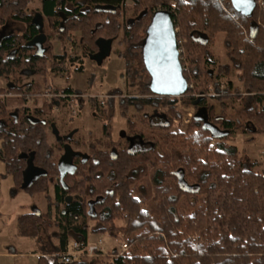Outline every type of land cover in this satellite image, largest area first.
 Here are the masks:
<instances>
[{"label": "trees", "instance_id": "16d2710c", "mask_svg": "<svg viewBox=\"0 0 264 264\" xmlns=\"http://www.w3.org/2000/svg\"><path fill=\"white\" fill-rule=\"evenodd\" d=\"M32 1L0 0V28L24 27L0 32V160L17 191L43 194L49 208L56 206L55 219L36 211L18 218L21 233L31 237L55 227L58 246L41 253L37 264H64L72 242L80 244V256L68 264H264V167L228 144L236 134L264 133L263 12L241 16L229 0H39L30 8ZM158 10L168 11L179 30L189 86L179 97L153 94L143 61V39ZM43 29L47 45L81 47L84 58L97 51L98 38L111 39L124 64V92L87 100L104 139L75 160L76 171L62 182V142H49L41 110L7 102L8 95L28 96L35 105L38 96L60 91L48 83L43 62L49 56L25 47ZM217 40L223 61L213 50ZM53 58L50 68L63 64L62 56ZM115 97L126 129L113 141ZM59 100L70 109L69 100ZM179 107L192 118L172 131ZM34 169L38 174L25 183L24 172ZM89 231L121 232L125 250L88 257Z\"/></svg>", "mask_w": 264, "mask_h": 264}, {"label": "rangeland", "instance_id": "374dc122", "mask_svg": "<svg viewBox=\"0 0 264 264\" xmlns=\"http://www.w3.org/2000/svg\"><path fill=\"white\" fill-rule=\"evenodd\" d=\"M39 0H33L30 3V8L38 6ZM256 8L258 11L263 12L264 0H255ZM0 28L2 35L8 33H21L24 29L23 25L15 23H8L5 29ZM178 32V28L175 29ZM181 42V39L179 40ZM184 41V40H182ZM56 41L52 42L51 54L61 53L62 45L59 46ZM69 47V45H67ZM116 45L113 43L111 46L110 55L103 60L101 65H96L90 59H81L82 62L75 65V68L68 69V72H60L58 77L46 73L49 79V84L59 88L70 87L71 89L78 90L84 93L83 101L89 97L99 96V99L104 98L113 91L124 92V82L122 74L124 72L123 61L116 54ZM214 53L223 61L220 42L217 40L213 48ZM66 53L68 51L65 49ZM79 54V52L77 53ZM73 55V54H72ZM49 56V57H50ZM68 56V55H67ZM52 57V56H51ZM49 59H45L43 63L44 69L49 67ZM83 67L84 71L79 70L74 72L75 69ZM68 85V86H67ZM5 83L0 80V88H4ZM191 88V87H190ZM7 102L11 108L19 107L23 104L21 100H14L7 98ZM38 101V105H41ZM27 105H30L27 103ZM88 103H83L78 107V112L75 116L69 114V109L64 108L60 117V122L56 123L57 127L62 129L59 131L60 135L65 134L69 130L76 129L74 135L75 144L78 147L71 145L72 148H77L78 151L87 153L88 146L96 141L104 139L102 133V121L94 118ZM45 110L49 111L47 107ZM179 118L172 120V131L176 129L177 125H187L183 123L182 113L191 114L190 111L184 110L181 107L178 109ZM58 116L57 112H53ZM192 115V114H191ZM58 120L57 118H55ZM191 121V119H190ZM189 121V122H190ZM126 129L125 118L119 113L118 98L114 99V109L111 121L110 138L114 141L118 138L123 130ZM50 143H54L53 138L48 136ZM216 141H212L213 145ZM228 144L235 147L237 155L242 157L243 160L251 161L264 167V133L254 134H236L229 139ZM137 147H142L137 145ZM74 150V149H73ZM262 171L261 167L257 168ZM51 196V194H49ZM33 209L48 214V218H54L57 210L49 208L45 196L43 194L29 195L24 191H17L14 187L12 178L6 173L5 165L0 160V264H37V256L30 254L37 253H50L53 248L58 246V241L55 232V227L50 226L47 229H41L36 237L27 236L21 233L18 218L25 214L33 212ZM49 209H51L49 211ZM59 210V209H58ZM91 227V222L88 224V229ZM87 244L97 245L106 252H111L114 249L122 250L125 248V236L118 232L116 237H111L106 233H93L88 232ZM68 253L72 250L68 247ZM17 254V255H14ZM19 254V255H18ZM24 254V255H20ZM50 256V255H47ZM92 256V255H91Z\"/></svg>", "mask_w": 264, "mask_h": 264}, {"label": "water", "instance_id": "95a60500", "mask_svg": "<svg viewBox=\"0 0 264 264\" xmlns=\"http://www.w3.org/2000/svg\"><path fill=\"white\" fill-rule=\"evenodd\" d=\"M232 9L239 15L251 18L256 8L255 0H229ZM264 16V10H263ZM174 24L171 15L166 10L153 13L143 39V61L150 76V89L157 96L179 97L189 88L182 75L179 51L175 38ZM254 37V34H251ZM113 40L98 38L95 41L97 52L89 55V59L96 65H101L111 52ZM84 155L75 152L68 144L63 145V154L57 163L59 180L65 175H73L76 166L73 158ZM37 171L24 172V182L33 180ZM39 212L36 209L33 212Z\"/></svg>", "mask_w": 264, "mask_h": 264}, {"label": "flooded vegetation", "instance_id": "af4514ba", "mask_svg": "<svg viewBox=\"0 0 264 264\" xmlns=\"http://www.w3.org/2000/svg\"><path fill=\"white\" fill-rule=\"evenodd\" d=\"M35 19H36L38 25L41 24V22L39 21V16L38 15H35ZM61 28H63V25L62 24L60 25V29ZM45 34H46V32L44 31V29L41 30L40 33L35 37V39H33L31 41V43H29L25 47L32 48L33 51H34V55H36V56H40V55L50 56L49 53H52V51H50L51 48H52V42L55 41V40H51L50 43H49V45H47V37H46ZM57 43L60 44L59 46L62 45L59 42H57ZM62 48L64 50L61 49V53H59V54H52V56L53 57L56 56V58L58 60H60L59 62H61V56H62L63 57L62 58L63 64H61V65L59 64L55 69L54 68L52 69L50 67L47 68V73L49 75H53L55 77H58L59 76V72L58 71H60V72H68L69 71L68 70L69 68L71 70H73L72 68H75V65L76 64H79V63L82 62L81 59H89V55H91L89 53H86V55H85L86 57L84 58L82 56V54H81L82 53L81 47H78V48H75L74 49L75 50L74 52H71V51L68 50V54L69 55L67 56V53H66L65 49H71L72 50L74 47H71V46L67 47V46H63L62 45ZM78 52H79V54H77ZM53 57H51V56L49 57L50 58V61L48 62L49 66L52 63L54 64V58ZM78 70L80 72L84 71V69H83L82 66L79 67L78 69H75L74 72H76ZM54 87H56V86H54ZM65 87H63V88L57 87L60 90L59 92H57V94H51L50 92H46L45 94L38 96L37 97L38 99L36 100L35 105H32L31 104V101L32 100H30V98L28 96H26L24 98V100H22L23 101V106H28V107L29 106H35L36 108L33 111L38 110V109L41 110V112L43 113V120H44V122L47 124V126L49 128V135H50V137L53 138V141L54 142H62V152L59 154V158L63 154V145L64 144H68L70 147H71L72 144L75 145L76 141L74 140V137H75L74 135L77 132L76 129H74V130L72 129V130L67 131L65 134H61L60 135L59 131H57V129H59V130L62 129L59 126L57 127V124H56V123L60 122L59 119H61L60 117H62L61 116V114L63 113L62 110L64 108H67L68 109V107L61 106V102H60L59 99L64 98V99H67L69 101H71V97H73L75 99L74 100L75 105H76V112H75V114L72 115L70 109L68 111L71 116H75L77 114V112H78V107H80L83 103H87V100L89 98H91V97H89V98L86 99V101H83L82 99H84V97H85L84 96V93H80L78 90L77 91L75 90L76 92H74V93L64 94V93H62L61 90L62 89H65ZM8 96H10L9 98H12L11 95H8ZM95 97L98 98L99 96H95ZM92 98H94V97H92ZM39 100L42 103L41 105H38V101ZM27 103H29L30 105H27ZM100 104L103 105V103H100ZM44 107H47L49 111L45 110ZM53 112H57L58 113V116L57 115H54ZM91 114H92V116L94 118H97V119L101 120L98 116L95 115L94 112L91 111ZM10 115L14 119H16V117H17V115H16L15 112L10 113ZM34 118H35V120L38 119L36 116ZM55 118H57L58 120H56ZM132 146H134V144ZM72 150L75 151V152H80L76 148H72ZM80 153H82L84 155V158H85L84 152L81 151ZM84 158L76 157V158H73L72 162L76 166V164L74 163L75 160L76 159H80L82 161V160H84ZM51 207L53 209L56 208L55 204H53Z\"/></svg>", "mask_w": 264, "mask_h": 264}, {"label": "built area", "instance_id": "2783aa9c", "mask_svg": "<svg viewBox=\"0 0 264 264\" xmlns=\"http://www.w3.org/2000/svg\"><path fill=\"white\" fill-rule=\"evenodd\" d=\"M263 10H264V5H263ZM177 43V48H178V51H179V57H180V52H181V49L179 48L178 45H180V41L176 42ZM74 98L71 97V101H70V110H71V113L72 115L75 114L76 112V105H75V102H74ZM182 117H183V123L187 124L189 123L190 119L192 118V115L191 114H185V113H182ZM69 248L72 250V253H68V251L66 252V254L64 255L63 257V263L64 264H68L70 263L72 260H75L77 259L79 256H80V244L79 243H76V242H72L70 245H69ZM125 250V248L123 249ZM86 251H87V256L90 257L92 254H94V252L96 251H103V249L97 245H89L86 247ZM122 251V250H121Z\"/></svg>", "mask_w": 264, "mask_h": 264}, {"label": "crops", "instance_id": "0c3cea01", "mask_svg": "<svg viewBox=\"0 0 264 264\" xmlns=\"http://www.w3.org/2000/svg\"><path fill=\"white\" fill-rule=\"evenodd\" d=\"M34 210V209H33ZM41 253H37V254H30L31 256L34 255V257H38ZM14 255H17V254H14ZM19 255V254H18ZM20 255H24V254H20Z\"/></svg>", "mask_w": 264, "mask_h": 264}]
</instances>
